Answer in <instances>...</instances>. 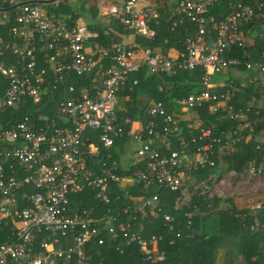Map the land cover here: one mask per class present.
<instances>
[{
	"label": "built area",
	"instance_id": "2783aa9c",
	"mask_svg": "<svg viewBox=\"0 0 264 264\" xmlns=\"http://www.w3.org/2000/svg\"><path fill=\"white\" fill-rule=\"evenodd\" d=\"M1 1L9 7L13 23L7 29L11 40L0 39V57L7 51L19 60L17 64L0 61V75L5 80L1 109L27 98L34 103L69 75L87 74L104 58L109 63L98 73V88L75 90L68 82L65 92L69 95L52 98L61 121L38 112L0 129V264H87L89 239L118 253L135 244L143 260L161 261V234L143 236L128 229L137 214L160 211L157 193L130 198L119 208L105 207L98 213H94V205L70 211L68 194L88 190L94 200L106 205L110 184L123 186L135 178L144 186L176 192L172 208L182 211L186 226L197 210L189 200L191 194L220 196L214 189L223 182L222 177L208 174L187 186L185 172L211 166L214 154L229 152L242 131L250 129L246 109L229 103L228 92L210 91L214 86L210 74L234 67L252 68L248 82L264 85V49L258 52L257 61L226 54L233 45L243 46L249 29H243L242 24L252 22L254 26L264 21L262 2L250 5L244 0H226L225 13L214 17L207 9L218 0H160L158 5L157 0H107L108 17L147 39L155 34L149 23H156L158 11L168 6L172 17L169 30L181 25L183 33L180 49L161 54L120 41L112 40L106 46L91 42L95 31L84 22L69 25L64 16L47 13L42 6L46 0ZM5 16L1 10L0 22ZM36 52L42 65L36 63ZM142 65L147 73L199 66L203 87L176 98L178 109L185 112L206 103L209 113L231 119L234 125L215 135L211 125L167 112L161 101L155 100L146 104L148 118L138 129L122 128L115 121V93L124 85L126 74ZM181 119L185 135H177ZM87 131L95 136L84 144L89 139ZM121 138L135 144L129 162L135 168L129 174L117 171L110 152L95 164H87L98 156V145L108 148L113 139ZM243 173L252 178L264 175L262 163L254 166L248 162ZM120 214H125L126 220L121 221ZM161 223L167 231L174 230L167 238L171 243L179 234L173 216L161 213ZM258 227L264 229V221L253 218L249 229Z\"/></svg>",
	"mask_w": 264,
	"mask_h": 264
},
{
	"label": "trees",
	"instance_id": "16d2710c",
	"mask_svg": "<svg viewBox=\"0 0 264 264\" xmlns=\"http://www.w3.org/2000/svg\"><path fill=\"white\" fill-rule=\"evenodd\" d=\"M250 5H255L261 1L264 6V0H244ZM71 0H55L43 3L47 13L55 16H64L69 25L73 24L79 17L82 18L86 26L95 31L96 35L91 39L98 45L106 46L110 41H120L121 33H132L130 29H123L113 19L107 16L106 21H100L95 18V11L88 5L87 14L83 17L80 9L75 12V6L70 4ZM5 12V19L0 22V39L10 41L8 27L13 23L9 7L0 0V11ZM226 11V0H218L207 9V13L214 17H220ZM172 17L168 14V6L164 11H158L156 23L150 22L149 25L155 30L152 38H144L133 34V40L137 47H147L153 52L165 54L169 48L180 49V39L183 33V26L177 25L173 30H169V23ZM262 26V35L253 37L249 44H243L242 47L231 46L226 52L229 56H236L241 59L258 60V52L264 49V21H259ZM243 29L251 30L254 26L252 22L242 24ZM242 50L245 54H242ZM36 63L42 65L39 59V53L36 52ZM0 61L6 63H18L19 60L9 52L5 51L0 57ZM109 63L107 58L101 59L98 64L87 74L76 77L69 75L63 82L57 84L56 89L51 93L41 94L39 99L32 103L30 99L18 102L13 106L0 108V129L9 127L23 115H34L42 113L49 118L61 121L57 111L54 109L55 100L52 98H61L69 95L65 92L66 83H71L75 90L82 87L87 89L93 82L100 70ZM229 70H242L241 67L229 68L227 76L221 81L222 85H214L210 91L228 92V102L234 107H239L245 111L250 121V129H244L241 136L233 143L232 149L223 154L213 155V164L202 168L188 170L185 172L187 178L185 184L189 186L196 179L203 178L208 174L213 177L224 175L228 172H242V169L248 162L254 166L262 163L264 170V154L262 145L258 138L264 135V104L258 105L259 97H264V85L252 84V82H238L231 75ZM202 69L194 66L190 69H176L173 72L147 73L142 65L135 71L128 72L125 76L124 85L116 93L126 94L130 101L125 103V107L115 112V121L122 128H128L130 121L137 120L141 123L146 121L148 116L145 113L146 104L149 101L159 100L167 112H173L176 115H182L175 103V99L187 93H193L200 90ZM134 83H131L132 80ZM231 79V80H230ZM216 82V81H215ZM5 80L0 75V93ZM242 83V84H241ZM49 86V85H45ZM64 90V91H63ZM88 90V89H87ZM115 93V94H116ZM140 95L144 100L136 99ZM207 104L203 103L188 109L190 118H197L202 125H211V132L217 135L221 130L228 129L234 125L231 119H218L217 113H209ZM136 114V115H135ZM185 122L179 121V134H186ZM89 139L83 141L87 143L94 140V132L87 131ZM173 139V138H172ZM126 139H113V143L108 148L98 145V156L93 158L87 164H95L98 160L104 158L106 152H110L111 158L116 160V148ZM258 145V147H255ZM173 142L169 147L173 148ZM117 164V163H116ZM135 165L127 163L124 167L117 165V171L120 174H129ZM151 193H157L158 203L161 208L156 214H149L148 211L142 216L137 214L128 229L139 231L146 236L148 234H161L163 242L160 247L164 251V258L161 261L151 262L143 260L137 251L135 244L125 246L121 253L112 248H106L104 245L97 244L94 239H89L85 251L88 256L87 264H213V253L216 248L233 249L241 255L243 264H264V229H249L253 218L258 222L264 221V200L255 209L242 208L236 210L231 204L224 208L215 207L218 197L206 198L198 194H191L189 200L197 205V210L191 215L189 223L185 225V217L182 211L172 208V201L177 195L176 192L169 191L166 188H160L155 185L144 186L139 180L132 178L120 186L112 183L109 186V203L102 205L92 198L88 190L68 194L70 211H77L82 206L94 205L95 212L98 213L105 207L119 208L127 204L130 198L146 196ZM199 206V207H198ZM202 210H205L202 212ZM166 212L173 216L175 230L179 231L177 237L173 238L171 243L167 238L172 236L174 230L167 231L161 223V213ZM243 214V215H241ZM121 221L126 220L125 214H120ZM2 239V237H0Z\"/></svg>",
	"mask_w": 264,
	"mask_h": 264
},
{
	"label": "crops",
	"instance_id": "0c3cea01",
	"mask_svg": "<svg viewBox=\"0 0 264 264\" xmlns=\"http://www.w3.org/2000/svg\"><path fill=\"white\" fill-rule=\"evenodd\" d=\"M167 1H169V0H167ZM75 3H76L75 4V12H77L80 7L87 9L88 5H90L93 8V10L95 11V18L97 20H100V21H106L107 15L98 14V10L95 9V5H97L96 2L94 4L93 3L86 4L85 0H77V1H75ZM80 21L81 20L79 18H77L75 20V22H80ZM261 30H262L261 25H254V27L251 30H249V32L244 36V43L247 45L252 41L254 36L262 35ZM120 42L125 43V44H134L135 45L132 33H127V34L121 33ZM175 51H176L175 48H169L165 54H174ZM233 72H234V70H232V74H233ZM245 72H247L248 75L245 77L243 83L248 82L250 75H252L254 73V71H250V70H247ZM212 83L214 85H222L223 84V82L221 80L216 81V82H212ZM98 86H99V76H96L95 79H93V82L89 84L87 89L88 90H91V89L94 90L95 88H98ZM136 97H137L136 99L144 100V98L141 97L140 95H137ZM126 101L127 102L130 101V98L126 94H124V95L119 94V93L115 94L114 114L117 110H120L123 107H125ZM260 102H261V104H260ZM257 104L258 105L264 104V97H259V99L257 100ZM139 124H140V122L137 120L130 121L128 124V128L131 130H136V129H138ZM258 141L262 145L263 154H264V135L260 136L258 138ZM129 143H130V141L125 140L124 142H122L120 145L117 146L118 148L116 150V160H117L116 163L120 167H124L127 163H129L132 160V157H130L128 154L123 155V153H127V151H128L127 147H128ZM243 175H245V173H243V169H242V172H231L230 171L227 174L217 175V176L222 177L223 181H224L225 177H227V178H229L230 181L234 179L233 182H237V179H241L243 177ZM258 178L263 179L264 175H259ZM261 185L262 186L257 188V189H247L245 191H241V190L236 189V188L234 190H230V188H228L229 191L225 195H220V196L215 195L219 198L215 207L224 208V207L228 206V203H229L236 210H240L242 208L255 209L256 205L259 206L260 203L264 200V182L261 183ZM204 211L205 210H202V212H204ZM233 251H235V250H233V249L231 250L228 248H216L214 250V253H213V264H243L241 255L236 251L235 252L237 253L238 257H237V260L235 261V259L233 258Z\"/></svg>",
	"mask_w": 264,
	"mask_h": 264
},
{
	"label": "rangeland",
	"instance_id": "374dc122",
	"mask_svg": "<svg viewBox=\"0 0 264 264\" xmlns=\"http://www.w3.org/2000/svg\"><path fill=\"white\" fill-rule=\"evenodd\" d=\"M75 1L77 0H71L70 4L71 5H74L75 6ZM86 1V4L88 3H97V5H95V9L98 10V14H104L106 15V11H107V8H108V2L106 0H85ZM99 2V3H98ZM160 0L156 1L155 4H159ZM88 9V8H87ZM87 9L86 8H81L80 11L83 15V17L86 16L87 14ZM79 19L81 20L80 22H82V18L79 17ZM247 70L245 69H242V70H234L232 76L235 80H237L238 82H243L245 77L248 75L247 72H245ZM250 71H253V69L251 68ZM232 71L229 70V75H231ZM227 76L226 72H217V73H212L210 74V81L211 82H215V81H220L222 80L223 78H225ZM254 84V83H252ZM261 104V102H260ZM189 112L188 111H185L183 112V116L185 115H189L188 114ZM128 141H130V143L128 144V147H127V153H123L124 154H128L130 157H132V159L134 158V154H133V150H134V147H135V144L130 140L128 139ZM118 148V147H117ZM116 148V150H117ZM259 176H256V177H251L249 174H245L243 175V177L241 179H237V182H233V180H229V178L225 177L224 181L221 182V183H218L214 189V192H217L219 193V195H225L230 188V190H234L235 188L236 189H239L241 191H245L247 189H257L259 187H261V183L264 182V178L263 179H259L258 178ZM254 179V180H253ZM226 181V182H225ZM237 253L235 251H233V258L235 259V261L237 260Z\"/></svg>",
	"mask_w": 264,
	"mask_h": 264
},
{
	"label": "water",
	"instance_id": "95a60500",
	"mask_svg": "<svg viewBox=\"0 0 264 264\" xmlns=\"http://www.w3.org/2000/svg\"><path fill=\"white\" fill-rule=\"evenodd\" d=\"M29 1H37V0H29ZM51 0H46L45 2H50Z\"/></svg>",
	"mask_w": 264,
	"mask_h": 264
}]
</instances>
